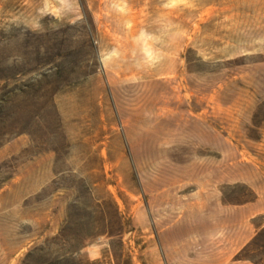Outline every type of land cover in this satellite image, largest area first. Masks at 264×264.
Returning <instances> with one entry per match:
<instances>
[{"label": "rangeland", "instance_id": "obj_1", "mask_svg": "<svg viewBox=\"0 0 264 264\" xmlns=\"http://www.w3.org/2000/svg\"><path fill=\"white\" fill-rule=\"evenodd\" d=\"M118 2L0 0V67L46 47L75 62L0 109V264L54 242L52 258L78 264H264V0ZM99 72L121 156L94 159L88 180L65 158L53 95Z\"/></svg>", "mask_w": 264, "mask_h": 264}, {"label": "crops", "instance_id": "obj_2", "mask_svg": "<svg viewBox=\"0 0 264 264\" xmlns=\"http://www.w3.org/2000/svg\"><path fill=\"white\" fill-rule=\"evenodd\" d=\"M106 97V79L100 72L63 87L55 95V105L69 142L64 149L65 158L72 165L71 171L88 180L93 179L94 159H101L97 166L103 169L104 159L121 156L118 143L113 149L111 142H106L105 127L111 121L110 100L108 103ZM261 206L264 203L252 208L254 215L264 211Z\"/></svg>", "mask_w": 264, "mask_h": 264}, {"label": "trees", "instance_id": "obj_3", "mask_svg": "<svg viewBox=\"0 0 264 264\" xmlns=\"http://www.w3.org/2000/svg\"><path fill=\"white\" fill-rule=\"evenodd\" d=\"M90 36V44L92 45L93 48L96 47L95 43H96V39L93 35H89ZM45 48V47H43ZM97 48V47H96ZM47 49L46 53L44 55H42V57H37L36 58V62L34 63V65L32 66H27V67H14L12 68L11 66L7 65L4 67H0V72H2L5 76L4 79H2L3 81V86H4V90H3V94L0 96V109H4L6 107H10V105H12L14 103V101L18 98H20L21 96H24L26 94H30L32 92V90H34L33 88V82L34 81H38V82H46V90L44 92V94L46 92H48V90L51 89V86H54L52 84V81H50V78L53 77L54 74L56 75H60L63 74L64 72H66V69L69 67L71 69L72 72H75V69H73V67H71L73 65V59L72 58V54H67L64 55L62 52L57 51L55 54L50 53L48 49L49 48H45ZM54 49V48H51ZM36 53L38 55H40V50H36ZM28 54L24 53V54H19L16 56V58H28ZM14 58V57H12ZM65 58V64L60 63V60L62 61V59ZM9 58H6L5 63H7L9 61ZM71 63V64H70ZM75 64V62H74ZM26 76H30V80L28 81H24L22 78L26 77ZM14 81L13 84H10V82ZM57 88V87H56ZM53 89V88H52ZM56 93L53 95V102H54V106L56 108L55 105V101H54V97H55ZM57 109V108H56ZM40 116L38 115L36 118H39ZM4 124H8L9 121L4 120L3 121ZM1 137V135H0ZM110 229H108L107 234H111L112 231H109ZM262 231V230H261ZM262 233V232H260ZM260 233L258 235H260ZM64 235V234H63ZM255 236L248 244H246V246L240 251V253L238 254V258L239 259H245L242 256V254L250 251V248L256 244H258V237L259 236ZM56 242H54L52 245L45 243V244H41L38 246H35L26 256L25 260L22 262V264H78L77 262H75L73 260V258H67L66 254H63L61 256H53V258L50 256V251L54 248ZM71 259V260H70ZM251 260H253L254 262H257L258 264H263L262 261H258L256 259L251 258Z\"/></svg>", "mask_w": 264, "mask_h": 264}, {"label": "clouds", "instance_id": "obj_4", "mask_svg": "<svg viewBox=\"0 0 264 264\" xmlns=\"http://www.w3.org/2000/svg\"><path fill=\"white\" fill-rule=\"evenodd\" d=\"M61 3H64V0H60ZM188 0H168V2L164 5L166 9H175L181 5L187 4ZM117 10L120 13H125L127 10V0H119L118 4L116 5ZM53 14L59 17V10L58 9H53L52 10ZM74 23V21H73ZM129 28L132 27L131 23H128L127 25ZM36 27H39L38 25ZM177 35H183V33H178ZM153 39L152 37L147 36L146 33L141 31L140 35L136 38V41L139 42H144L143 46V53L147 57V60L149 62L153 61L156 59L155 53L152 49V47L147 43L148 40ZM113 57H118L119 52L118 51H113L112 52ZM222 235V233H221Z\"/></svg>", "mask_w": 264, "mask_h": 264}]
</instances>
